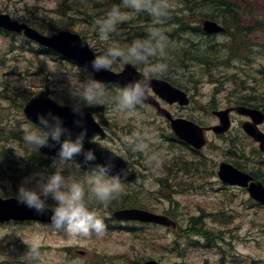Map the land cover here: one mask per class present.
<instances>
[{
	"label": "rangeland",
	"instance_id": "374dc122",
	"mask_svg": "<svg viewBox=\"0 0 264 264\" xmlns=\"http://www.w3.org/2000/svg\"><path fill=\"white\" fill-rule=\"evenodd\" d=\"M93 1L0 0V10L15 19L31 20L44 31L50 27L55 30L52 27L65 28L68 26L70 30L86 39L93 51L99 53L108 46V43L98 38L97 27H95L97 18L94 13L99 8L91 4ZM95 1L97 5H100L103 1L111 0ZM233 1L242 7L246 6L255 21L253 25L249 24L251 34L248 35L247 41L251 43L252 49L246 55L251 59L246 64L234 61L230 62L228 68H225L221 61L207 59L215 64V67L217 65L218 70L203 71L198 66L185 68L186 64L194 61L193 56L197 58L208 51L219 50L218 42L224 40L221 35H208L191 22L198 14L209 11L204 6L192 3V0L172 5L173 9L180 11L176 10L177 14L168 12L163 21L164 28L170 29L167 38L175 41L172 51L173 49L174 51L179 50L180 52L175 55H178L183 62L176 67L175 71L167 70L169 68L166 67L157 69L156 65L149 61L138 64L145 73L157 70L170 71L169 76L182 83L192 97V102L186 109L171 107L170 110L181 117L191 116L205 126L215 123L213 116L206 112V106L209 109L207 103L210 100L213 101L212 105H217L218 108H224V105L230 102L226 94L227 91L232 90L230 89L232 75L236 79H246L249 86L264 95V78L256 72V69L260 68L264 73V68H262L264 66V0ZM72 2L79 4H72ZM113 3L120 4L121 2L114 1L111 5ZM110 7L109 5L107 9ZM80 9L85 11L86 15H82ZM123 10L130 11L126 8ZM190 12H194L195 16ZM136 16L126 19L124 22L132 17L129 23L122 26L123 28L118 27L115 33L119 35L110 34L111 39L123 45L127 43L125 42L127 35L123 33L129 31L132 36L137 31H142L141 29L135 30L139 24L132 20ZM202 18L208 19L207 17ZM81 19H85L86 22ZM199 21L196 20L195 24ZM91 22L94 24L92 25ZM249 22L250 20L247 25ZM255 26L257 28L254 29ZM22 40L20 37L12 39L0 34V162L2 164L0 166V192H3V198L15 196L21 184L35 187L36 180L39 178L38 174H50L54 171L53 159L47 167L37 172L33 171L38 168L37 161L29 165L31 171L21 167L23 164L26 166L25 153L35 152L27 142L12 135L16 131L19 136L21 133L24 135L25 131L35 128L25 120L22 113L21 105L24 99L38 91H48V96L58 102L67 96H73L74 87L77 85V74L80 72L77 66L58 60L54 56L42 53L31 55L27 52L28 47L23 44ZM169 54L172 58L170 51H165V55L161 57H167ZM120 68L119 66L118 69ZM215 76L217 80L213 79ZM108 116L114 117L118 121V126L130 124L135 131L139 129L143 131V143H136L131 152L142 150L145 157L142 164L152 168L148 170L142 168V174L149 179L140 180L135 187L142 186L148 193L143 191L135 199L140 204L153 205L156 210L170 207V201L159 199L155 193H150L155 191V185L152 183L153 177L166 164L167 159L176 156L174 167H178L177 161L185 163L186 161L182 158H186L184 154L187 151L180 147L173 152L168 144L160 139V135H168L169 127L149 107L135 109L131 113H122L119 116L114 115L109 107ZM239 121V117H233L231 130L233 135L240 129ZM262 130H264V125ZM111 138L113 140L108 139L105 144L119 153L128 155L123 143L132 144L133 137L116 131ZM207 139L208 142L202 150V155L195 159L207 157L217 165L220 161H226L220 150L225 140L211 133L207 134ZM248 145L250 146V143ZM76 166L77 164L71 161L65 165V168L67 171H75ZM194 178L193 188L179 189V193L174 194V201L179 203L178 208L185 213L179 220V227L187 228L186 223L190 216L208 213L204 223L217 235L204 239L199 237L194 240L190 239L189 243L184 241L182 234L176 236L175 231L165 228H148L146 232L113 231L106 233L104 231L102 235L93 233L88 238H72L63 228L56 230L50 225H0V264H21V257L29 251V245L38 246L41 254L39 264H71L73 261H78L79 264H135L136 261L149 257L158 258L165 264H218L219 262L264 264V209L253 207L246 193L240 189L228 188L218 191L214 178ZM128 188L132 187H126L125 190ZM100 211L103 216L106 215L105 212ZM175 238L179 244L174 251L161 246L170 243ZM145 240L148 242L146 243ZM96 258L98 260H95Z\"/></svg>",
	"mask_w": 264,
	"mask_h": 264
},
{
	"label": "clouds",
	"instance_id": "9594fccd",
	"mask_svg": "<svg viewBox=\"0 0 264 264\" xmlns=\"http://www.w3.org/2000/svg\"><path fill=\"white\" fill-rule=\"evenodd\" d=\"M130 11H124L123 9ZM140 12H146L153 18V26L145 29L146 37L135 38L121 45L111 39V33L118 30V25ZM168 15L167 0H121L113 3L104 15L97 19L98 38L108 43L99 54L90 61L94 72L112 68L114 64H143L154 56H164L166 36L156 26L163 23ZM157 69L166 67L164 64L155 66ZM149 84L143 79H133L117 88L115 102L110 105L114 115L128 114L135 110L147 98ZM109 90L105 83L96 79L81 81L73 91L78 98L72 106L77 119L73 123L80 129L73 134L61 116L52 111L36 113V127L24 132L23 139L38 151L43 146L59 145L57 156L53 158L54 171L50 174H38L35 187L21 184L15 194L18 203L34 209L37 213L51 212L50 226L63 230L72 238H88L93 233L102 235L106 225L99 208L92 206L95 201L107 205L119 198L122 192L121 178L125 170L116 168L115 158L98 160L94 148H85L88 128L85 123L84 108L93 103H104ZM63 137V138H62ZM81 156L76 171H67L65 165ZM87 175H79L82 166H89ZM65 172L67 174H65ZM3 198V192H0ZM49 199L53 203H49ZM38 246L29 245V251L21 257V264H39ZM71 264H79L73 261Z\"/></svg>",
	"mask_w": 264,
	"mask_h": 264
},
{
	"label": "water",
	"instance_id": "95a60500",
	"mask_svg": "<svg viewBox=\"0 0 264 264\" xmlns=\"http://www.w3.org/2000/svg\"><path fill=\"white\" fill-rule=\"evenodd\" d=\"M0 27L5 30L17 33L23 30L24 35L28 39L33 40L41 46H44L54 51L55 53L60 54L66 59L73 60L78 64L86 67L93 73L94 77L100 81L110 82L117 84L118 86H123L129 80L143 79L148 82V88H152V90L167 103L171 104L173 102H178L181 105H186L189 102L184 92H181L178 89L172 87L167 82L154 78H146L143 74L138 73L135 68L129 63H125L123 69L120 72H113L108 69L94 72L91 69L90 65V61L93 59L94 54L89 49L87 43L82 40L77 34L67 31H60L50 37H45L24 24H19L16 21H11L8 15L2 14H0ZM204 29L209 33H214L221 30V28L213 22H205ZM143 103H149L153 105L160 115L168 119L170 121L171 128L174 130L175 134L180 140H182L186 144L191 145L195 149H200L204 145L205 140L203 137L202 128L198 127L193 122L182 118L172 119L170 113L166 109L161 108L159 104L153 99V97L149 96L148 94L146 100ZM236 110L239 114L251 117L252 122H245L242 127L249 136L260 143V148H263L264 134L259 131L257 125L263 122L264 114L261 111L250 110L244 107H238L236 108ZM23 111L26 117L34 123H37V112L52 111L53 113H56L63 118L65 125L72 130L73 134L77 133L80 130L73 123V121L77 119V117L72 112V107L59 106L54 101L50 100L40 93L29 99V101L24 105ZM104 111V105H87L84 108V119L88 128V135L85 140V148H94L96 150L97 158L101 162L105 158L114 157L116 164V168L114 171L124 169L126 174L122 176V178L133 180L135 178V173L127 169L126 162L109 149L103 147L98 141L93 140L95 136L99 135L101 138H104L105 136V133L101 127V125H108V121L104 116ZM228 113L229 109L214 112V114L219 118V124L213 128L216 133H223L229 128L230 122ZM94 115L97 116L98 120L95 119ZM58 147L59 145H56L55 148L43 146L40 148V151L49 157H56ZM74 160H77L79 162L82 160V157L76 156ZM89 167L90 165L82 166L81 168L84 170H88ZM219 176L224 183L236 184L241 186H247V182L250 180V177L248 175L237 171L231 165H228L226 163H222L220 165ZM248 191L255 200L264 203V188L260 183H251L248 187ZM50 216V211L37 213L34 209H31L22 203H18L15 199L0 200V222L8 221L10 219L50 221ZM112 216L114 219L118 220L137 219L140 221L173 225L171 221L163 216H157L150 212L137 209L116 211ZM145 264L155 263L149 261Z\"/></svg>",
	"mask_w": 264,
	"mask_h": 264
},
{
	"label": "trees",
	"instance_id": "16d2710c",
	"mask_svg": "<svg viewBox=\"0 0 264 264\" xmlns=\"http://www.w3.org/2000/svg\"><path fill=\"white\" fill-rule=\"evenodd\" d=\"M180 1V0H179ZM180 2H185L187 3L188 0H181ZM192 3L194 4H198L201 7H205L206 9H208L209 11L212 12H207L206 13H202L204 15V17L207 18H213L216 19L218 21H220L221 23H223L224 25L227 26V31L230 30V28L232 29V27H236L238 20L237 17L235 15V5L233 7V2L231 0H192ZM168 12L172 14L171 10L168 9ZM142 14L148 16L149 14L146 12H142ZM146 22H148L147 28L151 25L153 26V18L148 16L145 17L144 19ZM230 27V28H229ZM148 33L146 31H144L142 33V36H147ZM217 51H208V53H205L203 55H201L200 57H192L193 60H197L199 62H204L207 64H211V62L207 61V59H212L213 57H216ZM158 76H162L163 74L158 72L155 73ZM80 81H85V78H81ZM106 87H109L108 85H106ZM117 92V90L113 87L110 94H115ZM78 98H72L70 102V104H74L77 101ZM107 100H110V98H107ZM241 104L244 105H249V106H254V107H264V103L263 102H255L253 99L249 98V97H244L241 98L240 100ZM17 133H13V135H16ZM42 159V157L38 154H32V155H25V160H26V168L29 169V165L33 164L34 161H37L38 167H41V165H43V161L41 162L40 160ZM41 162V163H38ZM46 165V164H45ZM0 166H2L1 162H0Z\"/></svg>",
	"mask_w": 264,
	"mask_h": 264
},
{
	"label": "flooded vegetation",
	"instance_id": "af4514ba",
	"mask_svg": "<svg viewBox=\"0 0 264 264\" xmlns=\"http://www.w3.org/2000/svg\"><path fill=\"white\" fill-rule=\"evenodd\" d=\"M126 159L128 160V161H130V159H129V157L128 156H126ZM138 172V171H137ZM152 207H154V206H152Z\"/></svg>",
	"mask_w": 264,
	"mask_h": 264
},
{
	"label": "bare ground",
	"instance_id": "6f19581e",
	"mask_svg": "<svg viewBox=\"0 0 264 264\" xmlns=\"http://www.w3.org/2000/svg\"><path fill=\"white\" fill-rule=\"evenodd\" d=\"M208 34V33H207ZM209 35V34H208Z\"/></svg>",
	"mask_w": 264,
	"mask_h": 264
}]
</instances>
